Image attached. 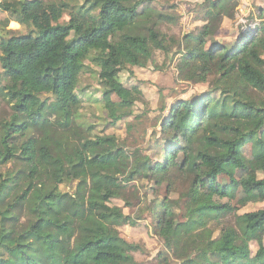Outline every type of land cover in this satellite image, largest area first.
I'll list each match as a JSON object with an SVG mask.
<instances>
[{"label":"trees","instance_id":"16d2710c","mask_svg":"<svg viewBox=\"0 0 264 264\" xmlns=\"http://www.w3.org/2000/svg\"><path fill=\"white\" fill-rule=\"evenodd\" d=\"M148 2L84 0L47 5L45 0H1L0 11L8 18L3 23L6 34L0 35V100L12 114L0 116V168L23 153L32 162L13 176L0 171V264H136V247L123 238L90 237L116 222L118 214L109 201L115 198L113 186L120 175H127L125 181L131 184L143 172L157 187L167 183L169 193L180 179L186 185L183 194L197 205L184 222L177 221L169 197L159 214L152 212L158 218L157 234L167 244L173 242L176 230L188 235L205 232L210 243L202 264H246L251 259V244L257 232L264 231V208L241 214V209L214 202L201 190L199 164L209 165L211 187L228 197H234L237 182L221 187L217 178L246 172L249 184L262 190L264 202V178H260L264 174V26L256 36L247 31L232 45L220 44L214 37L223 24L222 1L206 0L201 31L172 41L174 49L182 48L180 78L210 88L170 107L162 124V160L139 156L127 172L130 154L114 136H94L93 125L82 119V107L93 99L86 96L89 86H80L83 75L100 69L102 94L122 99L127 88L120 80L126 67L121 50L138 68L153 63L156 51H173L158 30L162 21L171 18ZM11 22L27 32L8 30ZM109 65L118 68L109 74L103 70ZM33 100L40 105L30 115L31 124L57 115L58 127L69 133L63 159L45 147L41 161L35 162L29 125L15 124ZM103 103L105 110L123 112L121 117L131 113L124 108L133 106L122 100ZM249 145L251 159L244 155ZM84 156L97 165L90 172L85 203L61 190ZM217 230L228 240L214 242ZM254 258L264 264V244Z\"/></svg>","mask_w":264,"mask_h":264},{"label":"rangeland","instance_id":"374dc122","mask_svg":"<svg viewBox=\"0 0 264 264\" xmlns=\"http://www.w3.org/2000/svg\"><path fill=\"white\" fill-rule=\"evenodd\" d=\"M67 2H82L84 0H45L47 5ZM150 6L171 18L164 20L158 30L166 36L167 44L173 48L174 41H182L186 35L198 34L205 24L207 10L203 7L206 0H147ZM222 1L220 13L223 24L214 37L220 44H234L240 34L249 31L258 35L260 27L264 26V0H220ZM1 2V0H0ZM262 15V16H261ZM8 14L0 11V35H5L3 26ZM65 21L69 20V14L65 15ZM8 30L19 34H25L27 29L16 22H11ZM181 47L173 48L169 54L156 51L153 63L146 68H138L128 53L121 50L126 62V67L120 73V80L127 88L122 99L116 95L105 96V87L99 79L100 69L95 68L94 73L81 77L80 86H89L86 96L93 99L86 102L81 109L82 119L93 125V135L114 136L121 147L130 154L127 172L131 169L138 157L148 156L153 160H162V124L168 118L170 107L179 100H189L196 94H203L210 88L209 84H198L184 81L178 73V66L182 54ZM0 51V58H1ZM117 66H106L105 72L111 74ZM0 72L2 65L0 61ZM213 80V78H211ZM80 87V88H81ZM46 98V97H45ZM96 99L98 102H96ZM111 100L116 103L130 101L133 106L124 108V112H131L121 117L123 112L114 109L105 110L103 101ZM40 101L33 100L26 113H19L15 124H28L30 136L35 142L37 158L41 161L40 151L49 148L57 158L63 159L65 144L70 141V135L57 125L58 117L54 115L36 125L31 124L30 115L39 108ZM11 108L6 102L0 100V116L10 118ZM251 146L244 149V155L252 158ZM83 161L74 167L73 175L61 186L62 191L74 194L85 203L90 190V172L94 171L96 164L84 156ZM32 160L26 154H19L10 164L0 168V171L9 176L15 175L19 170L30 165ZM201 190L214 202L227 204L241 214L254 212L264 208L261 201L262 190L248 182V175L244 171H237L233 176H219L216 180L221 187L231 186L236 183L234 197L223 196L213 190L209 177V165L200 162ZM120 175L119 181L113 186L115 198L109 201L110 206L118 214L116 222L112 226L97 231L90 238L98 240L104 236L113 235L123 238L134 245L133 252L136 264H202L208 250L210 239L205 232H197L188 235L185 232L174 231L173 242L167 244L157 234L158 218L152 212L160 213L166 197L170 198L175 209L178 222L187 221L192 211L197 207L194 201L183 194L186 185L179 179L174 192H168L167 183L157 187L154 179L141 173L131 184L126 183L125 177ZM264 178V174L260 175ZM130 204H129V203ZM132 204V205H131ZM157 215V214H154ZM214 228V225L212 226ZM256 241L251 244L252 256L246 264H260L255 254L261 244H264V231L257 232ZM228 240L220 230H217L213 241ZM260 245V246H259ZM253 258V259H252ZM222 264H227L223 261Z\"/></svg>","mask_w":264,"mask_h":264}]
</instances>
